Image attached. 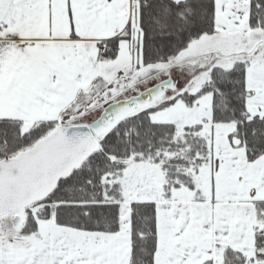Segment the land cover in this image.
<instances>
[{"label": "snow or ice", "instance_id": "obj_1", "mask_svg": "<svg viewBox=\"0 0 264 264\" xmlns=\"http://www.w3.org/2000/svg\"><path fill=\"white\" fill-rule=\"evenodd\" d=\"M0 264H264V0H0Z\"/></svg>", "mask_w": 264, "mask_h": 264}]
</instances>
